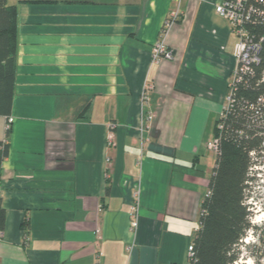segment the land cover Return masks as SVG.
<instances>
[{"label": "crops", "instance_id": "crops-1", "mask_svg": "<svg viewBox=\"0 0 264 264\" xmlns=\"http://www.w3.org/2000/svg\"><path fill=\"white\" fill-rule=\"evenodd\" d=\"M219 1L18 0L0 264H189L237 66Z\"/></svg>", "mask_w": 264, "mask_h": 264}, {"label": "trees", "instance_id": "trees-1", "mask_svg": "<svg viewBox=\"0 0 264 264\" xmlns=\"http://www.w3.org/2000/svg\"><path fill=\"white\" fill-rule=\"evenodd\" d=\"M246 3L250 12L246 27L251 39L261 45L259 60L238 74L231 88L232 101L214 122L216 159L189 264H235L243 239L256 228L248 199L254 168L264 166V0ZM17 19L18 4L0 0V115L8 118L17 80ZM10 127L0 140V178L2 162L9 154ZM4 224L5 209L0 204V229ZM261 255L254 256L255 264H262Z\"/></svg>", "mask_w": 264, "mask_h": 264}, {"label": "built area", "instance_id": "built-area-1", "mask_svg": "<svg viewBox=\"0 0 264 264\" xmlns=\"http://www.w3.org/2000/svg\"><path fill=\"white\" fill-rule=\"evenodd\" d=\"M246 1L247 0H221L215 4L216 12L220 16L228 20L232 30L238 36V41L235 48V58L237 61V66L233 74V80L237 78L240 72L247 70L252 62H257L259 60V52L261 45L259 42H256L251 39L250 32L246 27V23L250 17L249 7ZM181 16L182 11L180 8L173 11L165 22L163 34L167 31V29L171 28L173 23L179 20ZM163 34L154 43L153 48L151 50L152 62L157 63L164 59H173L174 57V52L167 44ZM233 80L232 82L234 83ZM143 98H146V94L143 95ZM231 101L232 95L230 91L227 95L224 108L228 107ZM12 121L13 118L10 116L8 118V127ZM217 146L218 145L216 140L210 143L211 149L216 150ZM140 198V190L137 189L134 192L133 202L131 204L129 212L131 229L135 232L138 228L140 219ZM3 235V230L0 229V239H2ZM190 250L193 253L194 248L192 243L190 244ZM93 264L102 263L100 259H96Z\"/></svg>", "mask_w": 264, "mask_h": 264}, {"label": "rangeland", "instance_id": "rangeland-1", "mask_svg": "<svg viewBox=\"0 0 264 264\" xmlns=\"http://www.w3.org/2000/svg\"><path fill=\"white\" fill-rule=\"evenodd\" d=\"M8 2L10 4H17L18 0H8ZM175 23H173V25ZM232 83L233 82H231V85ZM214 141L215 139L212 142ZM254 169L257 171L254 173L255 180L251 183L248 202L252 205L251 220L256 225V228L248 231L246 237L243 239L244 245L240 246L241 256L235 264H255L254 256L258 254H262L260 261L264 264V166H260L259 169L255 167ZM191 253L192 251L189 246V260L192 256Z\"/></svg>", "mask_w": 264, "mask_h": 264}]
</instances>
